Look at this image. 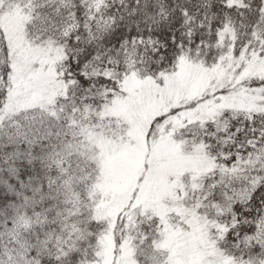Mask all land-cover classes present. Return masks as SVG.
<instances>
[{
  "label": "trees",
  "instance_id": "obj_1",
  "mask_svg": "<svg viewBox=\"0 0 264 264\" xmlns=\"http://www.w3.org/2000/svg\"><path fill=\"white\" fill-rule=\"evenodd\" d=\"M15 10L13 25L2 21ZM41 46L55 56L34 73ZM262 59L264 0H0V264H98L109 234L114 254L130 247L127 264H157L165 228L189 222L203 229L199 264H264V75L253 68ZM180 60L231 72L215 94L251 95L211 117L180 115L207 92L159 106L144 128L143 170L163 138L196 162L169 173L172 209L144 208L134 222L122 210L101 215L100 138L133 143L107 108L132 77L150 80L154 95Z\"/></svg>",
  "mask_w": 264,
  "mask_h": 264
},
{
  "label": "rangeland",
  "instance_id": "obj_2",
  "mask_svg": "<svg viewBox=\"0 0 264 264\" xmlns=\"http://www.w3.org/2000/svg\"><path fill=\"white\" fill-rule=\"evenodd\" d=\"M16 16H19L17 10L7 12L4 14L2 21L5 22L7 20L9 25H13L12 20L14 21ZM12 28H9V33L13 36L16 34L13 33ZM22 48L24 47L19 46L16 54L24 52L25 49ZM35 50L39 52L34 58L39 60L33 59L32 62L37 61L39 64L37 65L38 68L32 71L38 73L41 69L44 70L45 66L52 64L53 60L48 53L53 54L54 52L46 46H41L40 49ZM247 68L246 66L245 70ZM253 68L255 72L264 75V59L257 62ZM223 69V66L222 69L217 68V66H211L210 69H205L202 66L199 68L195 63L180 60L176 70L166 76L162 83L154 86V95L152 84L150 80L147 81V78L140 80L132 77V79L125 82L126 95L114 100L106 111L109 115L113 114L117 121L121 122L123 120L130 127L129 136L133 143H121L112 135L100 138L101 149L104 154L102 156L101 180L98 185L101 192L98 210L101 215L113 218L119 210H122L126 215L125 221L129 219V221L134 222L138 211H144V208L151 209L160 216L170 212L172 205L165 203V198L174 194L172 182L168 179L169 173L173 171L176 177L183 170L193 169L196 162L187 160L173 140L163 138L160 139L162 141L157 143L154 150L150 152L151 155L156 156L152 161L153 165L144 168V171L142 159L146 154L143 141L145 124L149 117L156 113L159 106L169 103L167 105L168 108L181 103V101H189L190 97L198 98L204 92H207L208 96L197 102L188 111L182 109L180 111L181 117L193 118L197 117V115L211 117L214 112L224 106L242 107L245 104L246 97L251 95L248 91L237 88L229 94L213 93L218 87H223L224 85L230 87L232 84V82L227 83L231 72L226 73ZM245 70L242 72H245ZM24 73L25 69L22 68V71H19V76H23ZM19 76L16 78L19 81L16 84L17 86H19L21 81L24 82L26 80V78H19ZM37 85L38 83L35 84V89L39 90ZM45 86L51 93L52 85L48 86L45 83ZM30 87H34V85L30 83L26 86L27 89ZM23 92H26V90ZM178 118H175L176 122ZM139 176L142 179L139 181V190L134 197L136 200L133 204L125 207ZM189 224L192 229L181 232L177 228L174 229L170 226L165 228L164 237L160 241L161 248L153 257L155 263L199 264L204 254L203 250L198 249L196 244H201L198 240L199 234H201L203 229L202 225L193 226L191 222ZM202 244H204V241ZM102 245L103 258L98 264H127L126 260H128L130 255L129 246L123 247L120 253L114 254V245L110 234L103 239ZM160 254L161 256L158 257Z\"/></svg>",
  "mask_w": 264,
  "mask_h": 264
}]
</instances>
